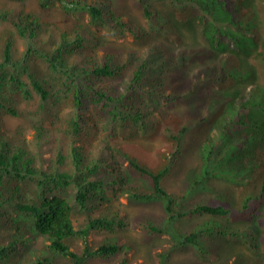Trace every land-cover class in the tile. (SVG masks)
Instances as JSON below:
<instances>
[{
    "label": "trees",
    "instance_id": "obj_1",
    "mask_svg": "<svg viewBox=\"0 0 264 264\" xmlns=\"http://www.w3.org/2000/svg\"><path fill=\"white\" fill-rule=\"evenodd\" d=\"M236 8L237 18L225 0H0V264H131L132 243L109 235L129 227L172 240L159 264H204L225 240L264 250V87L251 60L264 70V6ZM194 21L208 44H188L182 26ZM138 138L160 141L158 157L131 150ZM191 149L195 172L174 190ZM123 196L163 213L130 219L113 204ZM233 214L250 224L178 226ZM188 249L194 260L173 259Z\"/></svg>",
    "mask_w": 264,
    "mask_h": 264
},
{
    "label": "rangeland",
    "instance_id": "obj_2",
    "mask_svg": "<svg viewBox=\"0 0 264 264\" xmlns=\"http://www.w3.org/2000/svg\"><path fill=\"white\" fill-rule=\"evenodd\" d=\"M228 10L233 13L235 18L239 15V10L236 8V0H225ZM126 6L131 8V3L126 2ZM242 10L245 12H251L253 10H263L264 0H241ZM186 22V21H184ZM182 31L186 34L188 44L198 46L200 44H208V38L203 32V27L199 21L191 22L189 25L182 26ZM242 52H239V55L242 56ZM254 64V75L253 80L258 81L264 87V70H262L253 59H251ZM251 80L247 81V85H250ZM248 112L246 109H242L240 113L235 116V122L237 124L242 123L241 119H243V114ZM131 147V150L137 149L142 155L151 156L153 158L158 157V152L160 147H162V143L160 141L149 142L144 138H138L136 140H132L129 142L128 147ZM51 154L46 150L44 157H49ZM199 160V154L197 150L191 149L185 154V157L182 159L179 168L175 171L172 177L169 179V186L174 190H180L185 186V179L191 177L196 169V163ZM220 186L226 188L229 187V184L224 181H217ZM138 183L140 185H144L145 181L141 177L138 178ZM113 204L121 210V214L126 216V214L130 217V219H134L136 216L140 214L143 215H151L157 214L160 215L163 213V209L159 204H140L136 202L129 201L126 196L118 197L113 200ZM108 205L100 204L94 208V214H99L104 208ZM86 212H78L73 216L75 225L78 227L82 223H84L86 219ZM156 217V216H153ZM217 220L225 225L232 226L234 228H243L250 224V218L243 214H233L226 217H206L204 219L200 218H190L182 221L178 226L181 225L183 229L191 228L193 225L200 223L202 220ZM102 234L93 232L89 235L90 239L94 237L100 238ZM112 236H117L127 240L132 243L134 250L131 253L130 263L131 264H159L156 253L159 249L164 246L169 245L171 243V239L167 236H163L160 238H156L151 241L147 238V236L140 231L139 229H135L129 227V229L125 230H117L116 232L109 234ZM40 244L38 245V247ZM36 247L35 245H31L30 248ZM26 251V250H25ZM32 252V251H30ZM173 259L176 261H192L195 259L194 253L192 250H184L177 251L174 253ZM252 260H262V264H264V250L258 253L252 251L250 247L244 244L241 240H225L221 242L217 249V254L212 260L204 261V264H247L248 261ZM90 264V263H89ZM91 264H117L116 261H102L96 260Z\"/></svg>",
    "mask_w": 264,
    "mask_h": 264
}]
</instances>
